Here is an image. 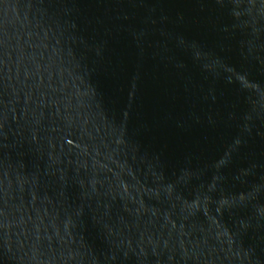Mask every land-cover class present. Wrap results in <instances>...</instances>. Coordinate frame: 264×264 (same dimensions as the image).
I'll use <instances>...</instances> for the list:
<instances>
[{
    "label": "water",
    "instance_id": "95a60500",
    "mask_svg": "<svg viewBox=\"0 0 264 264\" xmlns=\"http://www.w3.org/2000/svg\"><path fill=\"white\" fill-rule=\"evenodd\" d=\"M0 264H264V0H0Z\"/></svg>",
    "mask_w": 264,
    "mask_h": 264
}]
</instances>
